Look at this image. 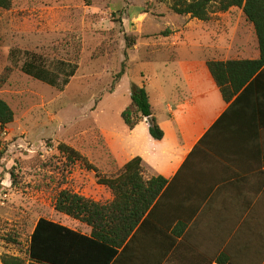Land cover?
Here are the masks:
<instances>
[{"label":"rangeland","instance_id":"rangeland-1","mask_svg":"<svg viewBox=\"0 0 264 264\" xmlns=\"http://www.w3.org/2000/svg\"><path fill=\"white\" fill-rule=\"evenodd\" d=\"M173 5L172 0H14L10 10L0 9V97L15 113L0 133V258L6 253L24 258L41 218L91 234L86 224L56 211L59 193L68 189L102 203L113 194L84 162L70 163L59 145L78 151L102 177L118 176L125 158L122 113L132 86L145 84L154 106L165 95L176 101L178 88L186 86L173 73L176 51L165 43L188 38L195 59H210L220 40L245 34L255 42L240 9L203 22L177 15ZM126 36L136 38L132 49L126 48ZM31 57L60 85L71 70L75 74L63 88L35 80L22 71Z\"/></svg>","mask_w":264,"mask_h":264},{"label":"crops","instance_id":"crops-1","mask_svg":"<svg viewBox=\"0 0 264 264\" xmlns=\"http://www.w3.org/2000/svg\"><path fill=\"white\" fill-rule=\"evenodd\" d=\"M246 37L220 40L210 59H195L188 38L165 43L186 86L176 101L165 95L153 104L164 138H152L147 120L124 127L121 173L140 157L148 179L169 182L151 221L161 231L142 236L176 241L162 264H264V97L261 105L226 102L207 68L210 60L259 59L256 34L252 43Z\"/></svg>","mask_w":264,"mask_h":264},{"label":"trees","instance_id":"trees-1","mask_svg":"<svg viewBox=\"0 0 264 264\" xmlns=\"http://www.w3.org/2000/svg\"><path fill=\"white\" fill-rule=\"evenodd\" d=\"M160 2L168 0H158ZM172 10L180 16H190L203 22L214 13H226L231 9L243 11L247 21L253 25L258 40L260 57L257 60H230L207 62L211 77L220 89L226 102L239 104L252 97L257 105L264 97V0H172ZM14 0H0L1 10H10ZM127 50L136 44V38L126 36ZM125 65L120 78L124 75ZM22 71L35 80L54 87H64L75 74L74 69L60 85L57 77L37 58L31 57ZM156 110L151 103L146 87L132 86L131 102L122 113L125 125L134 130L142 121L150 123V134L162 140L164 132L156 121ZM15 120L11 106L0 97V133ZM59 150L70 163L84 162L89 170L97 174L98 184L109 188L114 199L102 203L94 201L68 189L59 193L55 205L57 212L79 220L91 229L87 235L60 223L41 218L36 224L28 245L26 256L2 254V264H162L170 252L171 238L145 240L143 235H154L161 231L151 225L153 213L163 197L169 182L162 176L148 179L142 158L135 157L114 178H105L97 168L75 149L60 144ZM17 244L15 239L9 240ZM154 243V244H153ZM157 247L144 253L145 248Z\"/></svg>","mask_w":264,"mask_h":264}]
</instances>
